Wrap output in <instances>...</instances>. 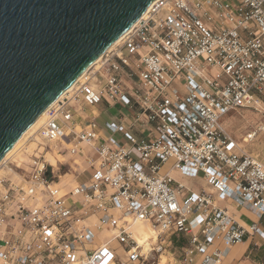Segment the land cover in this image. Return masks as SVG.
Masks as SVG:
<instances>
[{"label":"built area","instance_id":"built-area-1","mask_svg":"<svg viewBox=\"0 0 264 264\" xmlns=\"http://www.w3.org/2000/svg\"><path fill=\"white\" fill-rule=\"evenodd\" d=\"M149 6L48 107L28 160H2L0 264H222L234 245L264 240V163L224 124L250 109L249 138L264 134V0ZM103 102L133 115L101 126ZM231 204L257 221L240 223ZM140 222L153 226L148 245L133 231Z\"/></svg>","mask_w":264,"mask_h":264},{"label":"water","instance_id":"water-1","mask_svg":"<svg viewBox=\"0 0 264 264\" xmlns=\"http://www.w3.org/2000/svg\"><path fill=\"white\" fill-rule=\"evenodd\" d=\"M154 0H0V162Z\"/></svg>","mask_w":264,"mask_h":264},{"label":"rangeland","instance_id":"rangeland-1","mask_svg":"<svg viewBox=\"0 0 264 264\" xmlns=\"http://www.w3.org/2000/svg\"><path fill=\"white\" fill-rule=\"evenodd\" d=\"M109 108L110 106L108 105L107 102H103L100 106H98V111H97L98 122L100 123L101 126H104L103 125L104 119H108L109 117H112L115 115L119 117L122 115V113H124L127 116L133 115V111L129 109L128 107H123L122 109H114L113 111H110ZM258 121H259V115L256 112L250 109H245V110L241 109L239 111L231 112L226 118L224 124L227 127V129L238 139L243 150H245L248 154L258 157L264 163V134L258 133L254 138H249V134H252L254 132ZM43 125H41V127ZM41 127L39 126L35 128L29 134H31L32 132H34L35 130ZM29 134L27 136H29ZM120 136L121 135H119V137ZM26 138H24V140L21 142L22 146L26 145L25 148L28 145L35 147V145L28 144L29 142H26ZM30 148H33V147H30ZM15 155H16L15 157H18L19 155L23 157L26 156V160L21 161V162H25L28 160L27 155L24 150L18 151ZM15 157L14 159H16L15 161L17 162V158ZM49 158L50 160L51 158L52 159L54 158L53 159L54 161H56V159L67 160L69 156H58V155L53 156L52 155ZM173 163H174L173 160L167 161L164 167L162 168L161 172L165 173L172 166ZM73 170L74 169L72 168V166H68L66 172L62 176V184L65 185L66 187L65 191H68L70 189L69 186L71 185V182H72ZM0 174H3V172L0 171ZM203 183H204L203 175L200 174V176H198L196 179H193V183H190V185L193 187L192 188L193 190L201 191L202 188L204 187ZM185 184L188 186L189 182L185 181ZM219 205L226 206V203L221 202L219 203ZM116 245L119 246L120 244L116 243ZM250 251L251 250L249 249L247 255H250L251 258H255L254 255H256L257 260H264V250L263 249H259V250L253 249L252 253H250ZM122 257L125 258V256L123 255Z\"/></svg>","mask_w":264,"mask_h":264},{"label":"crops","instance_id":"crops-1","mask_svg":"<svg viewBox=\"0 0 264 264\" xmlns=\"http://www.w3.org/2000/svg\"><path fill=\"white\" fill-rule=\"evenodd\" d=\"M110 106V111H113L114 109H122L123 106L121 104H108ZM122 115L117 117V115L109 117L108 119H104L103 121V125H105L106 121L109 120H118L121 119ZM126 123H130L129 119L125 120ZM121 139V136H120ZM175 176L177 177V179L183 181L185 183V181L189 182L188 187L190 186L191 188H193L190 183H193V179L187 178V177H183L180 174H178L177 172L175 173ZM191 180V181H189ZM204 187H207V184L204 180L203 183ZM197 188V187H196ZM230 211L232 212V214L235 215L236 219L242 223V224H247V223H251L253 221H257L256 217H254L248 210L246 209H241L238 206L231 204L229 206ZM260 223L262 226H264V217L263 219L260 220ZM257 244V245H255ZM252 246V248H251ZM251 250L250 253H252L253 249H263L264 250V240L259 239L258 237L255 238H249L247 239L244 243H240V244H236L234 245L230 252L228 253V255L226 256V258L224 259V261L222 262V264H264V260H257L256 259V255L255 258H251L250 255H247L248 250Z\"/></svg>","mask_w":264,"mask_h":264},{"label":"bare ground","instance_id":"bare-ground-1","mask_svg":"<svg viewBox=\"0 0 264 264\" xmlns=\"http://www.w3.org/2000/svg\"><path fill=\"white\" fill-rule=\"evenodd\" d=\"M156 1V0H154ZM150 9V6L146 9V11L142 14V16L140 18H142L147 12L148 10ZM140 18L130 27V29L127 30L130 31L132 30V28L135 26V24L140 20ZM123 35L110 47V48H113L114 46H116L117 44L120 43L121 39H122ZM101 59V56H99L92 64L89 68H92L93 65L100 61ZM88 68V69H89ZM87 69V70H88ZM86 70V71H87ZM85 71V72H86ZM84 72V73H85ZM81 78V76L79 77V79ZM76 84V82H74V84H72L67 90H65L60 96H59V99L67 92V91H70L74 85ZM47 119V112H43L37 119L36 121L22 134V136L18 139V141L15 143V145L13 146V148L4 156V159L6 158H9L10 156L14 155L16 156L15 154L20 150L21 146H22V141L24 140V138H26V136L32 131L34 130L35 128L37 127H41V125H43L45 123ZM27 139V138H26ZM21 143V145H20ZM31 145H35L33 143H29ZM20 145V146H19ZM19 146V147H18ZM18 147V148H17ZM30 147H33V148H30ZM34 149V146H27L26 149H25V153L27 155V159L29 158V155L31 154V152L33 151ZM17 158V162L20 163L21 161H24L26 160V156H18V157H15ZM54 159V158H53ZM51 158V162L53 164H55V161ZM2 160L0 162V166L2 164ZM133 231L135 232V235L139 241L140 244H150L152 242V238L155 237V234H154V229H153V226L148 224V223H145V222H140V223H137L134 227H133Z\"/></svg>","mask_w":264,"mask_h":264}]
</instances>
